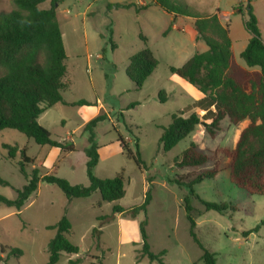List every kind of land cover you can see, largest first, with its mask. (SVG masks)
I'll return each instance as SVG.
<instances>
[{
    "label": "rangeland",
    "instance_id": "obj_1",
    "mask_svg": "<svg viewBox=\"0 0 264 264\" xmlns=\"http://www.w3.org/2000/svg\"><path fill=\"white\" fill-rule=\"evenodd\" d=\"M183 1L194 14H217L228 27L234 69L242 73L258 70L249 69L240 57L251 37L244 26L249 0ZM250 4L264 40V0H251ZM50 5L48 0L40 8L48 9ZM14 8L12 0H0V11ZM57 18L67 54L64 83L68 87L62 92L67 104L58 103L46 110L39 123L49 130L53 140L72 143L75 151L64 154L59 149L39 146L15 130L0 131V177L9 183L0 185V196L15 200L18 190L27 183L18 165L20 152L9 159L5 144L26 149V155L35 161L27 165V173L38 168L41 176L52 174L72 185L87 186L88 133L84 127L98 115H105L106 120L94 131L100 155L94 173L100 179L122 174L126 195L108 203L96 191L88 198L69 202L57 186L41 181L21 211L0 204V256L6 260L9 250L23 251L20 258L10 257L5 262L0 260V264H47L48 244L56 235V230L48 227L63 216L71 222L67 237L79 247V253H63L57 264H159L142 255L139 224L145 219L151 251L156 255L166 251L161 257L165 264H205L204 251L190 237L183 203L190 190L173 182L177 174L191 170H177L174 160L191 143L209 154L217 149H234L249 121L232 125L225 119L213 138L199 125L171 151L163 152L159 140L173 114H205L195 110L191 85L170 72V67H181L196 53L208 49L204 42L195 41L193 19H175L153 0H60ZM146 47L152 50L158 66L137 89L126 70L130 58ZM4 73L0 68V76ZM161 91L166 92L164 103ZM81 100L92 106L71 105ZM137 145L141 167L127 152L136 154ZM229 165L230 160L220 156L218 167L222 172L194 186L198 197H191V204L203 214L195 215L196 234L202 245L216 254V264H264V228L247 234L264 220V196L249 195L234 186ZM212 166L210 163L198 170ZM149 190L152 200L146 213L141 211L135 218L127 213L113 214L115 206L127 210L141 206ZM201 200L226 204L227 210L206 212ZM94 230L99 231V239L93 237Z\"/></svg>",
    "mask_w": 264,
    "mask_h": 264
},
{
    "label": "trees",
    "instance_id": "obj_2",
    "mask_svg": "<svg viewBox=\"0 0 264 264\" xmlns=\"http://www.w3.org/2000/svg\"><path fill=\"white\" fill-rule=\"evenodd\" d=\"M48 0H12L15 8L10 11H0V68L5 73L0 76V131L15 130L42 147L48 146L59 149L67 154L75 151L74 145L53 140L48 129L40 125V116L58 103L67 104L62 92L68 87L64 83L67 74V54L57 18V6L60 0H50V8L41 9L40 5ZM166 13L175 19L188 17L193 19V26L197 32L196 39L204 42L208 49L203 53H196L181 67H170V72L188 82L200 91L204 97L194 103V107L205 111L203 116L193 112L188 117L183 114H173L172 121L164 128L159 143L163 152H169L181 141L188 138L199 125L205 127L210 137H215L221 130V122L227 119L232 125L249 121V125L242 131L234 149H217L212 154L201 151L198 146H190L174 160L177 170L190 169L191 172L177 174L173 182L180 188H188L189 195L183 203L187 220L190 225V237L204 251L202 260L205 264H216V254L207 250L196 234L195 211L191 204V197H198L194 186L206 179H214L222 172L219 169L220 156L230 160V181L237 188L249 195L264 196V40L258 25L253 7H246L248 19L244 26L251 37L245 49L240 53L245 65L257 68L254 72H239L233 67L232 40L227 26H224L218 15L200 16L194 14L183 0H153ZM130 8L131 5H116ZM148 6H144L146 9ZM140 9V8H139ZM147 42L146 38H142ZM158 60L152 50L146 47L130 58L126 70L127 77L141 89L146 80L154 73ZM161 102L167 99L166 92H160ZM73 106H92L81 100L71 104ZM137 103L130 107L134 108ZM106 120L105 115H98L84 127L88 133V147L86 174L89 180L87 186L72 185L66 179L52 174L40 175V170L34 168L27 173V165H34L26 155L25 148L17 144H5L9 159H15L18 151L22 160L18 163L20 172L27 179L26 185L17 192V198L10 200L0 196V204L13 207L18 211L25 206L29 198L38 190L41 181L57 186L66 198H88L98 191L104 202L112 203L123 199L126 195L125 181L122 174L110 179L98 178L94 170L99 163V146L95 141L97 125ZM127 149V148H126ZM124 149V150H126ZM128 156L141 167L143 161L137 145V152L128 150ZM212 168L198 170L207 164ZM0 185L9 183L0 177ZM152 200L151 190L146 195L141 206L125 209L115 206L113 214H129L135 218L139 212L146 213ZM205 211L223 213L226 204H217L201 200ZM147 219L139 224L142 241V255L151 262L165 264L162 256L166 251L156 255L152 253L146 231ZM264 228V220L254 230L258 232ZM48 229L56 230V235L48 244L49 259L47 264H57L63 253L74 255L79 253V247L67 237L71 231L70 220L63 216L54 226ZM93 237L99 239V231H93ZM3 251V250H2ZM21 249H11L4 260L10 257L20 258ZM6 264V263H5ZM77 264V261H71ZM93 264H103L96 261Z\"/></svg>",
    "mask_w": 264,
    "mask_h": 264
},
{
    "label": "crops",
    "instance_id": "obj_3",
    "mask_svg": "<svg viewBox=\"0 0 264 264\" xmlns=\"http://www.w3.org/2000/svg\"><path fill=\"white\" fill-rule=\"evenodd\" d=\"M196 37H197V34H196V36H195V41L196 42H199L197 39H196ZM201 42V41H200ZM232 47H233V42H232ZM245 49V48H244ZM243 49V50H244ZM207 51V50H206ZM233 58H235L234 56H233ZM179 78V77H178ZM182 80V79H181ZM184 81V80H183ZM186 82V81H185ZM186 83H188V82H186ZM189 84V83H188ZM190 85V84H189ZM190 89L192 90V91H194V95H195V101L193 102V104L196 102V101H198V100H200V99H202L203 97H204V95L200 92V91H198L194 86H192L191 85V87H190ZM192 104V105H193ZM195 110H197L198 112H202V114H204L205 113V111H201V110H199V109H195Z\"/></svg>",
    "mask_w": 264,
    "mask_h": 264
}]
</instances>
